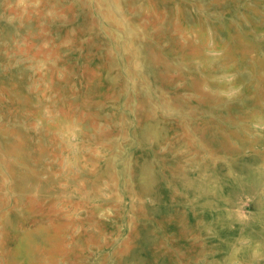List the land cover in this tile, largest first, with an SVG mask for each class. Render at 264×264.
<instances>
[{"label": "rangeland", "instance_id": "obj_1", "mask_svg": "<svg viewBox=\"0 0 264 264\" xmlns=\"http://www.w3.org/2000/svg\"><path fill=\"white\" fill-rule=\"evenodd\" d=\"M0 264H264V0H0Z\"/></svg>", "mask_w": 264, "mask_h": 264}]
</instances>
